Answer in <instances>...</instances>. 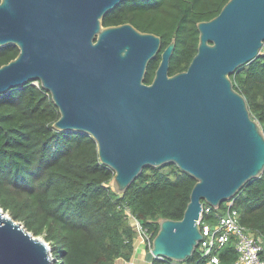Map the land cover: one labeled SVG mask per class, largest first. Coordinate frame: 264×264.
Returning <instances> with one entry per match:
<instances>
[{
    "label": "water",
    "instance_id": "1",
    "mask_svg": "<svg viewBox=\"0 0 264 264\" xmlns=\"http://www.w3.org/2000/svg\"><path fill=\"white\" fill-rule=\"evenodd\" d=\"M122 1L4 0L0 46L19 53L0 66V95L39 80L60 110L54 128L95 139L118 193L145 166L175 163L196 178L183 218L162 219L144 257L182 262L204 238V203L218 208L264 172V131L231 78L263 48L264 0H228L198 22L197 53L171 75L173 38L151 83L144 77L161 36L103 24ZM0 264H54L49 243L1 206Z\"/></svg>",
    "mask_w": 264,
    "mask_h": 264
},
{
    "label": "trees",
    "instance_id": "2",
    "mask_svg": "<svg viewBox=\"0 0 264 264\" xmlns=\"http://www.w3.org/2000/svg\"><path fill=\"white\" fill-rule=\"evenodd\" d=\"M228 0H123L103 24L130 22L162 38L161 51L144 77L151 83L161 52L176 40L169 73L186 70L198 50V22L218 15ZM19 48L0 46V66ZM264 131V45L260 54L231 74ZM60 110L39 80L0 95V206L51 247L54 264H116L135 253L137 219L152 240L164 218L181 219L196 178L175 163L145 166L123 193L113 188L114 170L102 163L95 139L79 131L58 130ZM239 221L264 240V172L233 197ZM207 205V203H204ZM225 202L203 214L214 223ZM150 246L146 244L145 252ZM144 252V253H145ZM218 264H234L233 241L218 251ZM150 264H208L200 248L185 261L155 257Z\"/></svg>",
    "mask_w": 264,
    "mask_h": 264
},
{
    "label": "built area",
    "instance_id": "3",
    "mask_svg": "<svg viewBox=\"0 0 264 264\" xmlns=\"http://www.w3.org/2000/svg\"><path fill=\"white\" fill-rule=\"evenodd\" d=\"M212 206L203 205L200 215V224L204 234L200 242L202 256L207 258L208 264H218L220 257L218 251L229 241H233L238 257L234 264H264V240L254 231L239 221V211L234 206V199L226 203L225 210L217 212L214 223L203 222V214L212 212ZM136 225L140 226L144 239L143 242L151 245L150 234L143 229L140 222L133 218Z\"/></svg>",
    "mask_w": 264,
    "mask_h": 264
},
{
    "label": "rangeland",
    "instance_id": "4",
    "mask_svg": "<svg viewBox=\"0 0 264 264\" xmlns=\"http://www.w3.org/2000/svg\"><path fill=\"white\" fill-rule=\"evenodd\" d=\"M229 200H226V201H224L225 202V204L228 202ZM7 213H9V212H7ZM133 223L135 224V222H134V220H133ZM212 223V222H211ZM135 227L137 228V230H138V236H137V239H136V242H135V245H136V248H137V253H139V254H142L140 257H139V259H138V261L141 263V264H150V263H148L146 260H145V247H146V243H144L143 242V238L141 237V234L143 235V232H142V230H141V228H140V226H138V225H136L135 224ZM198 248H200V245L198 246ZM52 254V253H51ZM134 256V255H133ZM52 257H53V255H52ZM132 259H133V257H132ZM116 264H131L129 261H128V263L127 262H124V259L123 258H119V259H117V261H116Z\"/></svg>",
    "mask_w": 264,
    "mask_h": 264
},
{
    "label": "crops",
    "instance_id": "5",
    "mask_svg": "<svg viewBox=\"0 0 264 264\" xmlns=\"http://www.w3.org/2000/svg\"><path fill=\"white\" fill-rule=\"evenodd\" d=\"M136 251H137V248L135 249V253H134L133 259H131V260L129 261L131 264H141V263L138 261V259H139V257H140L142 254H139V253H137ZM124 262H127V263H128V261H126V260H124Z\"/></svg>",
    "mask_w": 264,
    "mask_h": 264
},
{
    "label": "snow or ice",
    "instance_id": "6",
    "mask_svg": "<svg viewBox=\"0 0 264 264\" xmlns=\"http://www.w3.org/2000/svg\"><path fill=\"white\" fill-rule=\"evenodd\" d=\"M4 3V0H0V4H3Z\"/></svg>",
    "mask_w": 264,
    "mask_h": 264
}]
</instances>
